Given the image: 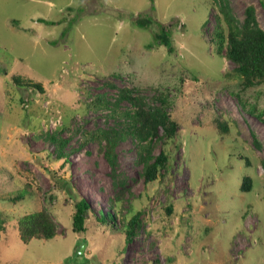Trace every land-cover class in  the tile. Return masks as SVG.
<instances>
[{
  "label": "rangeland",
  "instance_id": "1",
  "mask_svg": "<svg viewBox=\"0 0 264 264\" xmlns=\"http://www.w3.org/2000/svg\"><path fill=\"white\" fill-rule=\"evenodd\" d=\"M261 1L229 0L239 20L254 6L264 30ZM216 14L211 0H0V264H264V124L237 97L264 110V82L243 90L234 63L215 53ZM27 80L42 90L15 83ZM121 88L151 106L168 94L178 124L164 145L168 170L152 183L130 138L116 147L115 183L87 133L116 125L112 105H87L98 95L113 102ZM55 130L68 138L66 162L37 137ZM244 176L253 179L248 192ZM121 193L116 206L127 219L145 211L144 229L123 252L118 216L117 232L94 218ZM80 198L91 216L78 234L71 216ZM41 208L57 235L25 244L16 222Z\"/></svg>",
  "mask_w": 264,
  "mask_h": 264
},
{
  "label": "trees",
  "instance_id": "2",
  "mask_svg": "<svg viewBox=\"0 0 264 264\" xmlns=\"http://www.w3.org/2000/svg\"><path fill=\"white\" fill-rule=\"evenodd\" d=\"M211 2L217 8L216 24L210 38L215 53L234 63L233 73L240 80L243 90L262 84L264 82V30L257 21L255 7L247 6L244 10V18L239 20L232 12L229 0H211ZM261 3L264 6V0ZM137 23L146 25L147 20L139 19ZM159 38L171 52L172 46L169 37L163 33L159 35ZM15 83L20 87L28 86L42 90V85L38 82L27 80L16 81ZM237 97L241 107L264 124V110L255 104L248 103L239 94ZM154 99L159 105H149L145 101V97L134 93L132 88H121L113 102L106 100L103 95H98L87 105L91 109L107 108L110 105L115 108L111 109L109 114V116L117 117V123L114 127L87 132L90 139L95 140L103 151L111 167L110 175L115 183H119L115 150L118 143L126 138H130L134 143L135 161L142 165L141 176L146 184L154 182L158 176H163L164 170H168L171 155L164 148V145L174 139L178 124L171 119L168 112L167 107L170 103L168 94L159 93ZM124 101L129 103L130 109L117 113L118 105ZM119 118H123V120L119 121ZM220 128L224 130L225 126H220ZM37 137L44 138L53 145L57 159H62L63 162L68 160L69 153L65 152L68 138L60 137L56 130L51 133H40ZM156 141H161V146H163L157 154L154 153ZM254 144L256 147H260V143L255 138ZM252 181L251 177L244 176L241 191H250L253 188ZM29 187L26 184L25 188ZM23 197L24 193L21 192L8 199L9 201H17ZM121 199L122 193L117 194L114 199H108L111 211H107L105 214L100 211L94 218L101 224H107L111 228V232H117L114 217L118 216L124 227L120 232L124 240L119 250L123 252L132 238L144 229L145 211L140 208L127 219L121 209L116 206V201ZM167 211H171V206L168 205ZM90 214V207L86 200L84 198L78 199L75 204V212L71 216L74 233L85 232V222ZM16 228L20 240L25 244L32 239L50 240L57 235V224L45 208L21 216L16 222ZM167 262L168 264L172 262V258H167Z\"/></svg>",
  "mask_w": 264,
  "mask_h": 264
}]
</instances>
